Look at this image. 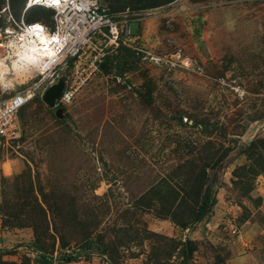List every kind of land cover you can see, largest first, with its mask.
Listing matches in <instances>:
<instances>
[{
    "label": "rangeland",
    "instance_id": "374dc122",
    "mask_svg": "<svg viewBox=\"0 0 264 264\" xmlns=\"http://www.w3.org/2000/svg\"><path fill=\"white\" fill-rule=\"evenodd\" d=\"M8 5L22 15L5 0L0 29ZM141 8L111 10L133 37L107 47L117 70L96 73L62 119L33 97L22 139L0 149V264L57 262L86 244L102 253L83 264H264V0ZM209 142L222 158L207 170L217 203L183 228L160 197L184 186Z\"/></svg>",
    "mask_w": 264,
    "mask_h": 264
},
{
    "label": "built area",
    "instance_id": "2783aa9c",
    "mask_svg": "<svg viewBox=\"0 0 264 264\" xmlns=\"http://www.w3.org/2000/svg\"><path fill=\"white\" fill-rule=\"evenodd\" d=\"M36 7L53 11L50 23L27 20L28 11ZM2 13L6 14V26L0 29V69L2 63L9 71L1 75L0 70V149L21 137L20 114L33 97H43L51 86L64 78L65 86L57 108L71 105L82 87L101 71L107 47L118 46L121 41L127 45L133 38L129 23L120 31L119 22L103 0H58L57 3L27 0L19 19L9 5ZM98 38L104 40L105 45H99ZM32 48L46 55L44 61L27 64L22 75H18L14 63H20L19 54ZM85 60L89 65L83 66ZM241 211L238 204L230 209L233 215ZM229 227L232 234L238 233L235 225ZM54 264H83V261Z\"/></svg>",
    "mask_w": 264,
    "mask_h": 264
},
{
    "label": "trees",
    "instance_id": "16d2710c",
    "mask_svg": "<svg viewBox=\"0 0 264 264\" xmlns=\"http://www.w3.org/2000/svg\"><path fill=\"white\" fill-rule=\"evenodd\" d=\"M11 2V7L16 8L18 6H21L22 9H24L25 3L27 0H9ZM108 4L110 8V13L112 11H124L127 7L133 6L134 10H141L142 5L146 2V0H103V2ZM126 1V2H125ZM5 0H0V9L4 5ZM139 6V7H138ZM23 12V10H22ZM28 14L38 15L39 17L37 19H34L33 17L28 18ZM53 11L43 8V7H36L28 11L26 18L29 21H41L38 19L43 18L44 16H50L52 17ZM31 16V15H30ZM119 51L121 52V55L124 57L131 56V50L126 46H121ZM120 59V57H118ZM117 58H113V56H110L109 54L106 55L103 64L101 65V70L109 73L113 70H117V64L116 63ZM118 63V62H117ZM116 65V66H115ZM121 70V68H120ZM27 111L26 107L23 109V111L20 114V121L21 125L24 120V113ZM52 111V110H51ZM195 128H205L207 129L209 127L208 123H201L198 121H195L191 125ZM22 139V137H21ZM209 146H204V151L202 152V160L201 163L197 161H192L191 167L188 170V173L185 176L184 186L180 187L179 189H174L171 187L170 192L166 196L160 197L163 201V206L166 207L167 216L170 215L172 217V220L177 223L178 225H181V227L186 228L189 225L200 223L204 220H206L208 217L211 216L213 209L217 203V195H218V187H216L215 183L212 184L209 181L208 176V169H219V161L222 160L221 157L217 158L216 152L212 147V143H208ZM200 161V160H199ZM200 164V166L198 165ZM176 207L175 210L172 211L173 207ZM172 211V213H170ZM182 212V213H181ZM172 214V215H171ZM187 218V222H183L184 219ZM182 222V223H181ZM191 247V242H188L185 245V248ZM85 251L84 253L71 255L66 254L65 256H61L58 262L62 261H77L79 260L83 254H86L87 258H91L94 254H101L99 251H96L93 249V247L90 244H86L85 248L83 249ZM184 252V250H183ZM42 253V252H41ZM190 252L187 251V255H189ZM184 255V254H183ZM44 260V264H54L53 261L47 260L42 254L41 256Z\"/></svg>",
    "mask_w": 264,
    "mask_h": 264
},
{
    "label": "bare ground",
    "instance_id": "6f19581e",
    "mask_svg": "<svg viewBox=\"0 0 264 264\" xmlns=\"http://www.w3.org/2000/svg\"><path fill=\"white\" fill-rule=\"evenodd\" d=\"M19 56H20V63L18 62L14 63V68L17 71L18 75H22L21 72L23 70H26L27 64H38V63L42 64L44 58L46 57V55L37 51L36 48L26 49V51L20 53ZM0 70H1V75H4L6 72L9 71L8 67L3 65L2 63Z\"/></svg>",
    "mask_w": 264,
    "mask_h": 264
},
{
    "label": "water",
    "instance_id": "95a60500",
    "mask_svg": "<svg viewBox=\"0 0 264 264\" xmlns=\"http://www.w3.org/2000/svg\"><path fill=\"white\" fill-rule=\"evenodd\" d=\"M64 86L65 79L62 78L57 84L51 86L42 97V100L50 109L56 110V115L60 119L64 117V110L63 108H57V100L60 98Z\"/></svg>",
    "mask_w": 264,
    "mask_h": 264
},
{
    "label": "snow or ice",
    "instance_id": "6c2138e0",
    "mask_svg": "<svg viewBox=\"0 0 264 264\" xmlns=\"http://www.w3.org/2000/svg\"><path fill=\"white\" fill-rule=\"evenodd\" d=\"M34 2H35V3H40V2H41V0H34ZM52 2H53V3H57V2H58V0H52ZM37 27H39V25H37Z\"/></svg>",
    "mask_w": 264,
    "mask_h": 264
}]
</instances>
